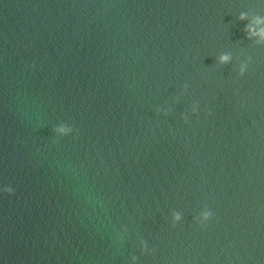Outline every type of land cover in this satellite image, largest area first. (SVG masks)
<instances>
[{
	"label": "water",
	"instance_id": "water-1",
	"mask_svg": "<svg viewBox=\"0 0 264 264\" xmlns=\"http://www.w3.org/2000/svg\"><path fill=\"white\" fill-rule=\"evenodd\" d=\"M254 16L260 0H0V264H264Z\"/></svg>",
	"mask_w": 264,
	"mask_h": 264
},
{
	"label": "clouds",
	"instance_id": "clouds-1",
	"mask_svg": "<svg viewBox=\"0 0 264 264\" xmlns=\"http://www.w3.org/2000/svg\"><path fill=\"white\" fill-rule=\"evenodd\" d=\"M261 3H264V0H260ZM249 16L248 12H241L240 19H246ZM246 30L249 33V37H256L258 38V42L264 41V17L254 16L252 18V23L246 26ZM250 59V58H249ZM232 57L228 54H223L219 57V61L222 64L230 63ZM248 69V61H243L239 64L238 72L240 75H244ZM185 89L187 85L184 86ZM199 109L198 102H194L191 106L190 112L196 113ZM157 111L167 112L168 109L164 107H158ZM187 119V116H185ZM54 137L55 138H62L64 136H68L73 132V128L70 124L66 122L57 123L53 127ZM15 188L11 184H0V193H8L14 194ZM213 216V211L207 207L201 209L199 213L194 217V219L201 225H204L207 221H209ZM183 220V215L180 211H174L171 215V222L173 225L179 224ZM142 250H148V244L146 241H141ZM137 257H132V264H137Z\"/></svg>",
	"mask_w": 264,
	"mask_h": 264
}]
</instances>
